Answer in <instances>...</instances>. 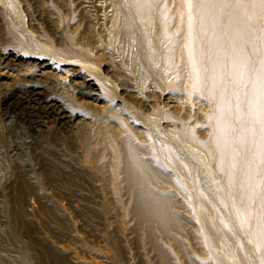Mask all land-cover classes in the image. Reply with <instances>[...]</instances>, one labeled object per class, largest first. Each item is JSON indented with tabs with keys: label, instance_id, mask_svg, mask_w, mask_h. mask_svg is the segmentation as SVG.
Wrapping results in <instances>:
<instances>
[{
	"label": "bare ground",
	"instance_id": "obj_1",
	"mask_svg": "<svg viewBox=\"0 0 264 264\" xmlns=\"http://www.w3.org/2000/svg\"><path fill=\"white\" fill-rule=\"evenodd\" d=\"M104 3L105 24L97 29L118 58L114 77L83 42L88 20L61 35L56 21L45 20L47 36L26 25L19 0H0V39L37 65L70 66L83 82L67 86L83 101L100 92L105 108L84 127L96 141L87 171L38 139L44 120L79 133L87 116H68L56 96L41 93V80H28L3 97L14 101L15 122L27 125L24 144L51 186L59 166L68 168L64 180L83 174L99 183L103 203L122 211L119 223L134 221L154 264H264V0ZM126 89L141 98L123 99ZM154 89L174 95L179 110L148 94ZM28 172L13 164L7 179L18 217L37 191ZM48 204L42 201L41 214Z\"/></svg>",
	"mask_w": 264,
	"mask_h": 264
},
{
	"label": "rangeland",
	"instance_id": "obj_2",
	"mask_svg": "<svg viewBox=\"0 0 264 264\" xmlns=\"http://www.w3.org/2000/svg\"><path fill=\"white\" fill-rule=\"evenodd\" d=\"M19 2L26 25L35 26V30H44L47 36L51 31L45 30L46 21H56L57 24L54 25L59 29L58 35H61L63 29L66 33L72 32L79 23L80 27L84 28L88 20L85 36L90 37L83 42L93 47L94 54L101 59L103 73L105 70L109 76H115L116 67L113 64L118 58L109 53V49H105L107 34L99 33L100 30L97 29H101L105 24L107 10L104 0ZM61 17L68 21L61 23ZM83 18L84 21H81ZM62 37L66 39V34H62ZM6 40L0 39V264H154L153 254L141 248L137 242V236L132 229L134 221L125 217V222L119 223L122 211L103 203L105 192L99 190V183L83 174H79L75 179L64 180L62 177L68 168L58 165L57 178L53 182L54 185H50L33 151L24 144L31 139V134L26 124L15 122L16 116L12 108L14 101L8 99L3 102L5 93L12 90L16 92L17 89H22L28 80L38 79L42 84L39 88L41 93L56 96L60 100L59 105L66 108L68 116H73L76 112L87 116L79 121L80 127H83L79 133L61 132L53 121L44 120L38 132V139L43 147L60 150V157L75 159L88 171L90 163L87 159L94 151L96 141L89 135L87 126L95 120L98 112L105 109L104 103L99 100L100 92H94L97 94L94 100L79 99L78 94L73 93L67 85H81L83 79L79 78L74 70L66 71L70 66L56 67L46 61L37 65L38 62L33 57L20 52ZM122 78L132 83L129 78ZM51 83H55L53 88ZM147 92L154 99L169 102L168 108L172 111L179 110L176 97L170 92L165 94L155 89ZM121 93L123 99L132 103L141 98L140 94L133 90L126 89ZM183 110L189 109L185 106ZM17 143L24 144L20 151L13 148ZM13 164L29 168L28 178L33 181L32 184L34 183L37 190L36 194L26 200L20 217L16 215L15 205L6 188ZM42 201L49 203L48 215L40 213ZM48 252L51 253L50 257H46Z\"/></svg>",
	"mask_w": 264,
	"mask_h": 264
}]
</instances>
